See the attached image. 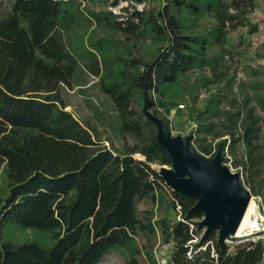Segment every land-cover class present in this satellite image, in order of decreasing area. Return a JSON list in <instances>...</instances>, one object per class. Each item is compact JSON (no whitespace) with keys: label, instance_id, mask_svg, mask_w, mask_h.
I'll use <instances>...</instances> for the list:
<instances>
[{"label":"trees","instance_id":"16d2710c","mask_svg":"<svg viewBox=\"0 0 264 264\" xmlns=\"http://www.w3.org/2000/svg\"><path fill=\"white\" fill-rule=\"evenodd\" d=\"M76 1L0 0V169L7 182L0 196V264H98L113 252L125 264H158L157 237L173 244L169 264H264L262 239L243 240L232 254L216 232L203 240L198 223L204 213L192 212L198 199L166 185L155 166H172V159L157 127L134 107L144 106L146 88L150 98L191 96V89L181 91L182 78L213 66L217 58L209 57V48L223 47L230 31H257L248 14L258 0H163L121 20L111 12L93 14L127 42L89 40L91 50L84 40H71L86 20ZM201 17H211L212 28L201 30ZM82 65L100 79L118 114L116 130L133 145L119 147L111 139L104 145L94 127L66 110L62 90L73 87ZM250 92L240 104L211 94L200 110L193 96L192 146L200 154L221 146L225 157L226 146L233 153L242 142L252 163L264 158V82L253 83ZM145 200L163 215L141 218L138 204ZM177 208L173 219L170 211ZM15 229L43 238L22 241Z\"/></svg>","mask_w":264,"mask_h":264},{"label":"rangeland","instance_id":"374dc122","mask_svg":"<svg viewBox=\"0 0 264 264\" xmlns=\"http://www.w3.org/2000/svg\"><path fill=\"white\" fill-rule=\"evenodd\" d=\"M163 0H77L75 7L82 12L86 20H82L70 33L71 40L77 45L79 39L84 40L88 49L89 40L96 41L109 37L111 43L117 46L123 44L121 36L110 30L106 25L97 23L93 14L101 12H111L121 20L123 16H130L136 10H150L160 6ZM251 23L257 25V31L251 32L248 27H239L230 31L224 46H212L209 48V57H216L217 62L213 66L198 67L189 71L181 80L182 90H190L191 96L187 94L183 98H165L153 94L151 101L152 112L157 111L159 116L168 119L172 136L196 135L197 123L195 120L193 96L197 97L195 107L204 109L211 94H225V103H243L250 87L256 81L264 82V0H258V4L253 12L248 14ZM200 29L207 31L214 25L211 17H201L198 21ZM77 34V37L74 34ZM121 39V40H120ZM120 42V43H119ZM141 42V41H140ZM140 42L139 47H140ZM150 43L146 40V45ZM138 45V44H137ZM138 46L134 47L137 51ZM112 49V44L110 46ZM217 75H221L218 80ZM219 78V79H220ZM214 81L209 83L208 81ZM178 94V90L174 91ZM63 99L67 105L66 110L72 112L79 120L89 123L94 127L104 141V145L109 146L108 139L113 140L116 146L122 147L124 143L133 145L135 140L131 136H122L116 129L118 126V114L115 111L112 99L103 92L100 86V79L87 71L82 65L73 83V87H64L62 90ZM183 105V107H180ZM134 107L143 111L144 106L136 102ZM259 137L261 143L264 140V124L261 126ZM221 151V146L212 152V155H205L207 158L215 156ZM225 157L222 156V164L231 169L234 173L240 174L241 183L250 191L251 197L257 205V217L260 224L259 232H264V158L252 160L248 158V153L242 142H238L231 153L228 146L225 147ZM139 159H141L138 156ZM171 167L169 165H156V169L161 167ZM7 182L3 169H0V196H5ZM178 209L171 210L169 216L178 219ZM139 216L145 218L153 216L158 219L163 215V211L149 201L145 200L138 204ZM149 211V212H146ZM151 211L154 214H151ZM204 230V229H203ZM19 240L43 238L34 230L20 231L11 230ZM218 233V232H216ZM264 242V235L261 238ZM139 242L144 243L145 239L139 237ZM241 241L226 242L229 247L228 252L234 253L236 246ZM154 254L158 264H169L173 252V244H165L159 237L152 239ZM98 264H125L124 257L117 252L106 255Z\"/></svg>","mask_w":264,"mask_h":264},{"label":"water","instance_id":"95a60500","mask_svg":"<svg viewBox=\"0 0 264 264\" xmlns=\"http://www.w3.org/2000/svg\"><path fill=\"white\" fill-rule=\"evenodd\" d=\"M148 89L144 91L143 113L158 130L159 144L168 151L171 167H161L160 176L173 191L198 199L192 212L204 213L199 221L203 240L218 232L224 244L235 234L250 202V191L241 183L240 174L222 164L219 151L213 158L204 157L193 146V135L172 136L169 125L152 110ZM264 232L255 233L261 238ZM233 241V239H230Z\"/></svg>","mask_w":264,"mask_h":264},{"label":"bare ground","instance_id":"6f19581e","mask_svg":"<svg viewBox=\"0 0 264 264\" xmlns=\"http://www.w3.org/2000/svg\"><path fill=\"white\" fill-rule=\"evenodd\" d=\"M257 216V205L251 197L235 234L228 238L227 242L243 241L255 237V233L260 230ZM230 239H233V241H230Z\"/></svg>","mask_w":264,"mask_h":264},{"label":"built area","instance_id":"2783aa9c","mask_svg":"<svg viewBox=\"0 0 264 264\" xmlns=\"http://www.w3.org/2000/svg\"><path fill=\"white\" fill-rule=\"evenodd\" d=\"M180 107H183V105H181ZM256 233H259V231H257ZM253 238H255V237H253Z\"/></svg>","mask_w":264,"mask_h":264}]
</instances>
